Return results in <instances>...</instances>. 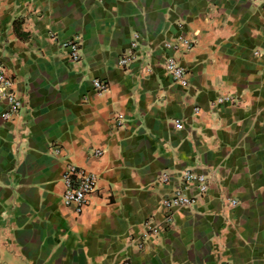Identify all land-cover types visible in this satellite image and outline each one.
<instances>
[{
  "label": "crops",
  "instance_id": "1",
  "mask_svg": "<svg viewBox=\"0 0 264 264\" xmlns=\"http://www.w3.org/2000/svg\"><path fill=\"white\" fill-rule=\"evenodd\" d=\"M179 36L187 87L164 69ZM0 59L23 101L11 121L0 101V264H264V0H0ZM67 162L98 177L82 215ZM186 172L207 194L139 250Z\"/></svg>",
  "mask_w": 264,
  "mask_h": 264
},
{
  "label": "built area",
  "instance_id": "2",
  "mask_svg": "<svg viewBox=\"0 0 264 264\" xmlns=\"http://www.w3.org/2000/svg\"><path fill=\"white\" fill-rule=\"evenodd\" d=\"M249 2H256L257 0H248ZM62 47L66 49L71 59L74 62L81 60L80 43L78 40L73 39L65 41ZM194 45L185 36H179L174 41L164 44V48L169 52L164 59L165 73L172 78V80L184 87L189 85L188 72L182 66L180 62V54L184 52H190ZM138 49V43L136 40L132 44V50ZM135 52L125 55L121 63L128 65L130 62L136 59ZM93 85L98 95L104 94L108 90V85L94 80ZM0 101H4L8 109L2 114V118L5 121H11L18 116L23 108V101L19 98L14 89V79L9 73L6 66L0 59ZM235 102V98L231 96H224L218 98L214 102V106H219L225 103ZM198 111V109H196ZM125 117L123 114H118L114 118V124L118 127L124 125ZM177 128H181V124L177 123ZM53 153L56 157L62 154V148L53 147ZM103 151L95 150L93 156L101 157ZM62 181L64 185L63 202L66 207L72 208L77 215H82L87 208L90 197L95 194L98 186V177L96 174L90 172L87 169L80 168L73 163L67 162L62 175ZM159 181L163 184L168 183L170 178L167 174L159 176ZM183 182L185 188L175 189L169 197H165L160 202V207L164 213V221L161 225L154 223L146 224V232L143 240L136 243V247L139 250L144 249L145 241L158 238L161 234L167 231L174 222L175 213L181 209H189L197 200L205 196L208 192V180L205 176L196 175L191 172L183 174ZM191 185H196L198 189V195L195 197L189 196L187 189ZM233 205L237 204V201H232ZM120 264H131L129 260H124Z\"/></svg>",
  "mask_w": 264,
  "mask_h": 264
}]
</instances>
